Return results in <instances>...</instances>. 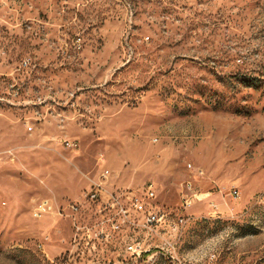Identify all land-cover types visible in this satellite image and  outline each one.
Masks as SVG:
<instances>
[{
	"label": "rangeland",
	"instance_id": "1",
	"mask_svg": "<svg viewBox=\"0 0 264 264\" xmlns=\"http://www.w3.org/2000/svg\"><path fill=\"white\" fill-rule=\"evenodd\" d=\"M0 31V72L31 57L26 86L57 91L54 115L0 105V264H264V0H0ZM103 170V199L137 194L166 221L92 245L91 205L76 242L68 219L31 218L43 199L81 201Z\"/></svg>",
	"mask_w": 264,
	"mask_h": 264
},
{
	"label": "built area",
	"instance_id": "2",
	"mask_svg": "<svg viewBox=\"0 0 264 264\" xmlns=\"http://www.w3.org/2000/svg\"><path fill=\"white\" fill-rule=\"evenodd\" d=\"M26 29L28 32H32L35 35H38L40 32L43 33V29H34L29 25H26ZM81 47L82 43L79 37H76L70 44L64 42L59 50L62 54H68V57H70L71 53L73 55H78ZM0 54H4V52ZM36 67L35 60L31 57H26L17 64L14 70L0 76V105L5 103L13 107L21 102L22 106L25 107L37 105V112L33 113L36 117H40L42 111L48 115L56 114L51 108L57 105L53 104L57 91H54L47 77H35V81L38 83L35 82V84H37L39 88L37 95H35V89L32 90V87L30 88L25 84L26 78L28 82L30 81L32 74L36 71ZM20 73H25L26 76L20 79L18 77L21 75ZM2 77L4 79H2ZM28 92L31 93L32 99L25 98L20 101V99H22L21 96L23 94L27 95ZM78 92L79 89L65 92V98L68 99L66 106L69 110L76 106L79 98L77 97ZM47 100H49L50 103H48ZM57 117L60 123L65 121L64 116L57 115ZM32 129L33 124L26 127L27 132H32ZM63 145L71 150L77 147L74 142L68 140L63 141ZM108 175V171H101L97 182L93 183L88 190L82 194L81 201H66L64 205L56 204L48 199L39 201L31 210V218L33 220H41L43 218L56 216L59 219H68L74 227L71 241L76 242L75 240L78 238L79 233L87 229L86 227L82 228L79 224L80 213L85 205H91L94 207L100 220L92 226L94 230H86L87 234L84 235L83 241H89L87 244L92 243V245H95V243L102 244L109 242L113 235L122 230L123 227H141L147 232H152L153 229H156L161 223L166 221L168 217L167 213L159 209L154 210L150 203L145 202L142 197L137 194L129 192L114 195L110 194L107 199H103L102 193L104 192V185L106 184ZM191 188L189 183L185 184L183 187L187 192H191ZM142 191L146 201H151L156 198L157 190L154 183H145L142 187ZM233 194L236 196L235 191ZM182 197L184 205L188 206L190 204V199L195 197V195L184 193ZM88 232L93 234L92 238L89 236L90 233ZM125 249L128 253L137 256L142 252L140 242H128L125 244Z\"/></svg>",
	"mask_w": 264,
	"mask_h": 264
},
{
	"label": "crops",
	"instance_id": "3",
	"mask_svg": "<svg viewBox=\"0 0 264 264\" xmlns=\"http://www.w3.org/2000/svg\"><path fill=\"white\" fill-rule=\"evenodd\" d=\"M5 72H6V71H2V72H0V76L3 75V74H6ZM76 90H78V89H76ZM80 95H81V94H78L77 97H79ZM19 110H20V109H19Z\"/></svg>",
	"mask_w": 264,
	"mask_h": 264
}]
</instances>
